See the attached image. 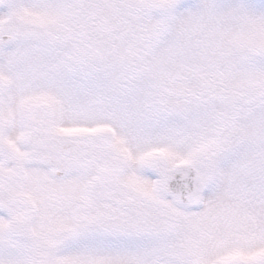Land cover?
<instances>
[{
	"label": "snow or ice",
	"instance_id": "1",
	"mask_svg": "<svg viewBox=\"0 0 264 264\" xmlns=\"http://www.w3.org/2000/svg\"><path fill=\"white\" fill-rule=\"evenodd\" d=\"M0 264H264V0H0Z\"/></svg>",
	"mask_w": 264,
	"mask_h": 264
}]
</instances>
